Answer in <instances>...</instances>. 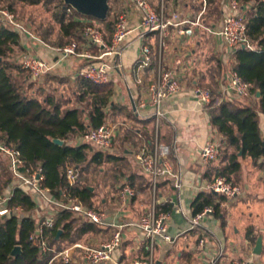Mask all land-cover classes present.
I'll return each mask as SVG.
<instances>
[{
    "label": "crops",
    "instance_id": "obj_1",
    "mask_svg": "<svg viewBox=\"0 0 264 264\" xmlns=\"http://www.w3.org/2000/svg\"><path fill=\"white\" fill-rule=\"evenodd\" d=\"M199 1L150 0L156 11H159L162 2L164 3L168 19H174L179 23L199 22L200 26L197 27L204 30L202 34L194 32L192 36H188L182 35L180 30L190 28L189 24L171 27L169 37L165 41V63L177 75L182 91L163 104L165 118L161 124L160 141L171 148L170 161L175 171L181 174L183 187L180 190L176 189L172 181H161L159 184L160 203L165 211L172 214L169 235L175 240L171 244L158 247L157 264H207L203 254L198 250L202 239L205 241L204 253L207 254L206 256L215 258L218 264H231L233 261L264 264V157L254 161L249 156L244 157L242 150L238 152L242 167L240 172L233 176L231 182L241 187L243 194L235 198L226 197V201L221 204V217L216 216V211L209 216L216 220V225L208 217L199 229L190 231V221L194 217L193 201L199 193H209L202 191L200 187L211 182L216 170L229 165L228 160L225 163L216 161L217 163L208 165H203L198 160L201 149L210 139L222 145L223 138L213 129L210 109L200 105L196 89L212 86L211 89L219 94L225 77L232 71L231 58L235 50L228 48L207 30L218 26L223 18L230 14L229 1L231 0H218L222 11L221 19L212 23L211 27L203 22L208 0L204 7L199 5ZM240 6L245 5L240 4ZM245 7L248 21L253 11V3H248ZM110 9L112 15L118 18L121 14L127 13L131 30L122 56L115 59L121 64V68L113 74L115 78L112 79L111 84L114 95L106 110L108 114L106 125H113L116 128V149L113 155L118 160L113 163H102L100 166L92 164L83 176L86 175L95 180V186H87L95 193L94 203H97V198H101L98 201L101 212L107 213L110 218L118 220L119 223H135L148 212L152 198L151 183L137 164V156L144 149H151L155 143L153 111L150 107L141 106L149 103V88L155 79V70L154 67L140 69L139 64L143 59L144 47L151 49L154 61L157 59L159 39L157 34L142 35L139 29L142 12L131 3V0H110ZM28 13V16L24 15L25 21L30 26L35 25L37 29H41L38 21L40 18L36 15L37 10L29 9ZM82 21L92 22L89 19ZM100 24L98 25L101 26ZM40 32L39 30L38 33ZM105 34L107 37L106 32ZM33 35L37 39L24 37L25 51L48 62L59 59L57 53L59 48L42 40L35 32ZM80 43L83 44V49L88 48L86 41ZM90 49L95 51L91 47ZM111 60L113 59H109ZM87 63L86 60L74 58L63 62L51 73L53 77L48 86L57 87L54 88L55 92H49L65 102L63 109L78 106L75 101L76 78L80 69ZM32 92L35 95L38 93L35 89ZM258 93L260 91L255 90V98L242 99V101L256 104L262 98V94L260 93L259 98ZM231 100L241 99L233 97ZM85 121L89 122L87 116ZM258 124L264 140V114L260 110ZM79 138L74 137L68 143L71 146H79L77 144ZM230 151L237 152L235 147H232ZM125 185H130L139 194L124 206L119 199V192ZM39 199L41 202L39 201L40 206L38 205L36 212L38 215L40 207H53L47 201ZM175 206L179 207L181 212L177 213ZM107 228L108 230L94 236L97 239L98 248L114 234L112 227ZM110 232H112L111 235H109ZM124 237L123 245L115 254V258L120 261L144 259L146 244L143 241L142 232L132 227L125 230ZM260 239L263 250L258 255L255 251ZM69 249L72 254L70 264H85L84 252L77 250L75 246L73 249L68 247L64 252ZM76 254H79L81 258L76 259L78 256Z\"/></svg>",
    "mask_w": 264,
    "mask_h": 264
},
{
    "label": "trees",
    "instance_id": "obj_2",
    "mask_svg": "<svg viewBox=\"0 0 264 264\" xmlns=\"http://www.w3.org/2000/svg\"><path fill=\"white\" fill-rule=\"evenodd\" d=\"M237 1L245 6L253 3V11L247 22L248 38L253 49L236 48L231 58V70L252 83L255 90L260 91L262 98L256 104L245 103L241 99L209 107L212 127L223 138L219 162H229L227 167L216 170L210 181L218 177L233 181V176L242 167L238 157L241 150L244 157L249 156L254 161L264 157V140L258 124V111L264 114V0ZM18 5L41 6L53 14L61 33L60 42L52 45L56 48H62L74 41H85V23L82 20L97 21L79 14L67 6L64 0H0V10L9 9L17 13ZM68 9L72 10L70 14ZM111 12L110 9L106 21L100 22V29L107 33L108 40L111 39L118 20V16ZM221 15L218 0H208L203 16L204 24L211 27L212 23L209 21L213 19L216 23ZM23 41L22 35L0 22V142L20 151L25 167L32 170L42 169L43 186L50 191L51 197L65 204L69 203V198H77L88 209H95V193L82 183L81 177L92 164L100 166L118 159L115 155L99 149L94 151L95 146L92 144L71 146L68 141L106 125V110L114 95L113 85H98L77 76L75 101L78 106L63 109L64 101L51 93L43 97L38 93L35 95L31 90L32 85L26 83L31 75L12 57L18 52H27ZM212 91L217 95L215 90ZM86 116L89 122L85 121ZM55 139L64 141V145L55 144ZM232 147L237 152H231ZM69 166L80 173L76 187H70L67 181L66 170ZM10 193L12 196L9 207L19 211L0 217V264H54L57 253L62 254L68 247H76L88 235H97L108 230L88 222L71 210L56 207L57 210L51 217L55 221L54 227L45 226L43 233L39 234L40 225L49 219L40 220L37 217L40 199L30 189L18 187L8 163L0 157V194L7 196ZM225 201L226 197L223 195L199 193L192 204L193 215L202 213L207 207H214L216 216L221 217V204ZM40 208L44 210L46 206ZM60 231L62 234L57 238ZM44 242L47 250H43ZM64 245L67 247L63 248ZM16 247H21L22 251L13 256ZM76 249L83 252L80 248ZM59 264L65 263L62 260Z\"/></svg>",
    "mask_w": 264,
    "mask_h": 264
},
{
    "label": "built area",
    "instance_id": "obj_3",
    "mask_svg": "<svg viewBox=\"0 0 264 264\" xmlns=\"http://www.w3.org/2000/svg\"><path fill=\"white\" fill-rule=\"evenodd\" d=\"M163 1V0H162ZM131 3L142 12V19L139 29L143 36L148 34H157L158 36V56L154 61L152 51L149 47L142 49L143 59L140 61L139 68L146 69L154 67L155 79L149 88V103L142 104L143 108L150 107L153 111L155 127V143L151 149H144L137 156V164L147 175L151 182L152 198L148 212L135 223H119L112 219L105 212L88 209L77 198H69V203L65 204L50 197V191L43 186L42 169L32 170L25 167L20 151L0 142V157L6 161L11 169L19 188L30 189L38 198L47 201L49 204L65 210H71L77 215L83 216L88 222L100 227H112L114 234L97 249L77 245L84 252L85 264H157L158 247L174 242V238L169 235V227L172 219L171 212L165 211L160 203L158 187L161 181H172L175 188L180 190L183 187L182 176L176 172L171 161V148L161 143L160 130L162 121L165 118L163 104L166 100L178 96L182 91V86L177 75L168 68L164 60V50L166 39L169 37L171 27H180L189 24L188 29L180 30L182 35L192 36L194 27L200 26L199 22H175L168 19L166 7L162 2L159 11H156L150 0H131ZM206 5V0H204ZM230 14L225 16L218 26L213 29H207L208 32L218 37L224 45L230 49L245 47L253 49L248 38L246 7H241L237 0L229 1ZM71 13L72 10L68 9ZM176 15L174 16V18ZM0 22L10 26L11 30L28 39H37L30 28L18 16L17 13L9 9L0 10ZM131 30L129 28V17L127 13L119 16L113 35L110 40L95 22H86L83 31L84 40L87 42L86 49H83L80 42L74 41L57 49L59 59L54 62H48L34 56L28 52L15 54L21 68L31 75V79L36 81L54 72V70L63 62L74 58L86 60L88 63L80 69L77 76L84 78L94 84L104 85L111 83L112 75L119 71L121 64L115 61L123 54ZM93 48L95 51H91ZM14 56V55H13ZM109 59H113L109 61ZM198 101L202 107H211V105H221L233 97L240 99L255 98V86L244 80L237 72L231 71L224 79L222 91L214 95L209 87H198L196 89ZM115 133L116 128L113 125H103L97 129L90 130L79 138L78 145L92 144L97 146L104 153H115ZM68 145H70L68 143ZM221 151V144L210 139L205 147L199 153V161L203 165L211 164L218 160ZM66 177L70 187H76L78 184L79 173L76 169L69 166L66 170ZM202 191L223 195L228 198H235L243 194L241 187L233 184L226 177H218L214 181L205 183L200 187ZM136 191L130 185H125L119 192V199L122 205H127L138 196ZM12 194L7 196L0 194V217H6L19 209H11L9 200ZM66 197V192L64 194ZM176 212H181L179 207L175 206ZM215 213L214 207H207L202 213L195 215L190 221V231L199 229ZM54 219H47L40 225L38 233L42 234L44 227L53 228ZM136 228L143 234V241L146 244L147 255L142 260L120 261L115 258V254L122 247L124 242L125 230ZM43 250H47L44 242ZM198 250L203 254L207 264H218L215 258L204 253L205 241L199 242ZM222 256V254H220ZM62 260L65 264H70L72 255L70 250L62 253ZM231 264H250L246 261H233Z\"/></svg>",
    "mask_w": 264,
    "mask_h": 264
},
{
    "label": "rangeland",
    "instance_id": "obj_4",
    "mask_svg": "<svg viewBox=\"0 0 264 264\" xmlns=\"http://www.w3.org/2000/svg\"><path fill=\"white\" fill-rule=\"evenodd\" d=\"M199 5L200 6H203V7L205 6V3L203 2V0H200L199 1ZM29 9H36L37 10V13L38 14L36 13V15L38 16V18H40V20L38 19V21L40 23L39 26H41V29H37V26H35V25L30 26L28 24V22L25 21L24 15H26V16L29 15V13H28L29 12ZM17 14L24 21V23H26L27 26L30 27V30L32 31V33L35 32V34L37 36H39L42 40L46 41L50 45H53L55 43H59L60 42V40H61L60 27H59L58 23L54 20L53 14L50 13V12H48L46 8L41 7V6L40 7H23L21 5H18L17 6ZM45 14H47L48 16H46ZM214 21H216V20H213L212 19L209 22L210 23H214ZM93 22H95V24H100V21H93ZM39 30L41 31L40 33H38ZM203 31L204 30L202 28H199V27H196L194 29V32L196 34H202ZM12 57L19 64L18 56L14 54V56L12 55ZM25 75L27 77L29 76L28 73H25ZM52 77H53L52 74H49L47 76H43L39 80L33 81L32 79H30V76H29V79L26 81V83H30L32 85L31 86V90H34L35 89L43 97V96H45L46 94H48L50 92L53 93V92L56 91V90H54V88H56L57 86H54V85L48 86L50 80H52L51 79ZM114 78H115L114 75H112V79H114ZM32 82H34V83H32ZM42 91H44V94L42 93ZM93 150L94 151H97L98 150V147L97 146L96 147H93ZM217 162H219V159L217 160ZM81 181H82L83 184L89 185V186H95V184H96V182H95L94 179H90L86 175L83 176V177H81ZM100 200H101V198H97L96 199V202L97 203H95V207L96 208L94 210H97V209L98 210H101V205H99V203H98V201H100ZM56 210H57V208L55 206L45 208L44 210L39 209V212H38L39 215L37 214L39 216L38 218L40 220L43 219V218H51V217H53V215H54V213H55ZM209 219H212L215 225L217 224V222H216V220H214V218L209 217ZM111 234H112V232H110L109 235H111ZM94 236L95 235H88V236H86L85 238H83L81 240V242H80L79 245H81L83 247H87V248L97 249L98 248L97 247L98 246V243H97V239L94 238ZM65 246L66 245H64L63 248ZM69 248L73 249V246H71ZM70 252H71V250H70ZM76 255H78V256H76V259L77 258H81L83 256V253L81 254V257L79 256V254H76ZM60 261H62V254L61 253H57L56 261H55L54 264H59ZM76 264H78V263H76Z\"/></svg>",
    "mask_w": 264,
    "mask_h": 264
},
{
    "label": "water",
    "instance_id": "obj_5",
    "mask_svg": "<svg viewBox=\"0 0 264 264\" xmlns=\"http://www.w3.org/2000/svg\"><path fill=\"white\" fill-rule=\"evenodd\" d=\"M64 2L67 6H70L79 14L87 18H93L100 22L106 21L110 13V0H64ZM258 97H261L260 93H258ZM53 142L60 146L64 145V141L59 139H55ZM61 234L62 231L59 232L57 238H59ZM262 250L263 244L262 240L260 239L257 243L255 253L260 255ZM21 251V247H16L13 252V256H17L21 253Z\"/></svg>",
    "mask_w": 264,
    "mask_h": 264
}]
</instances>
